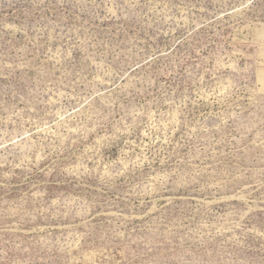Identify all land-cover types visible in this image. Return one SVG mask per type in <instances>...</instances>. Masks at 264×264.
I'll return each mask as SVG.
<instances>
[{"label": "rangeland", "instance_id": "rangeland-1", "mask_svg": "<svg viewBox=\"0 0 264 264\" xmlns=\"http://www.w3.org/2000/svg\"><path fill=\"white\" fill-rule=\"evenodd\" d=\"M0 264H264V0H0Z\"/></svg>", "mask_w": 264, "mask_h": 264}]
</instances>
